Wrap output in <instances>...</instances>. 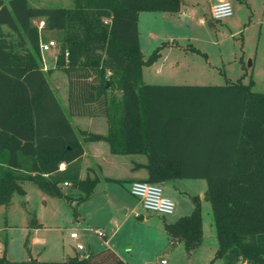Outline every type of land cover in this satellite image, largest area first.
Segmentation results:
<instances>
[{"label": "trees", "instance_id": "obj_1", "mask_svg": "<svg viewBox=\"0 0 264 264\" xmlns=\"http://www.w3.org/2000/svg\"><path fill=\"white\" fill-rule=\"evenodd\" d=\"M180 8L181 0H73L71 7L0 0V205L7 206L14 192L23 194L21 182L28 180L66 201L76 217L98 181L95 174L80 177L82 142L102 140L113 154H144L145 181L205 179L217 240L214 258L264 264V92L252 90L251 82L142 80L143 67L157 61L169 43L162 41L144 57L139 13ZM35 18H42V30L57 33L56 57L46 70ZM52 70L67 77L66 110L48 81ZM69 116H104L107 132L75 130ZM193 200L190 214L165 223L169 242H182L187 251L202 237L199 199ZM41 225L31 217L29 227ZM1 242L0 264H128L110 248L61 261L10 260L6 238Z\"/></svg>", "mask_w": 264, "mask_h": 264}, {"label": "rangeland", "instance_id": "obj_2", "mask_svg": "<svg viewBox=\"0 0 264 264\" xmlns=\"http://www.w3.org/2000/svg\"><path fill=\"white\" fill-rule=\"evenodd\" d=\"M27 1L31 6H73V0ZM229 1L232 14L221 20L211 18V0H183L180 8L183 14L140 12L139 48L144 57L162 41L170 45L162 49V57L143 67V82L215 85L251 82L252 90L264 92V0ZM32 22L39 29V44L56 40L57 33L42 30V18ZM53 53L54 50L47 51L45 56ZM40 65L44 70L49 68L43 59ZM54 71L47 75L50 85L64 88L65 73ZM106 169L115 177L127 175L122 168L115 170L106 166ZM101 185L109 190L111 206L85 200L79 204L78 215L74 217L71 206L63 199L45 195L28 180L21 182L25 192H14L7 206L0 205V240L6 238V256L10 260L32 257L44 261L82 256L89 250L104 248V238L95 233L99 229L106 233L107 239L114 240V249L130 264H162L161 260L164 264H225L222 258H214L217 240L211 204L204 197L205 179L183 178L159 183L163 196L174 204L173 213L164 216L144 210L123 180L105 181ZM195 196L199 199L202 237L197 247L187 251L182 242H169L165 223L190 214L195 208ZM33 216L42 223L41 227H29ZM71 232H76V239L70 237ZM77 244L83 248L78 250ZM2 247L0 241V250Z\"/></svg>", "mask_w": 264, "mask_h": 264}, {"label": "crops", "instance_id": "obj_3", "mask_svg": "<svg viewBox=\"0 0 264 264\" xmlns=\"http://www.w3.org/2000/svg\"><path fill=\"white\" fill-rule=\"evenodd\" d=\"M182 2L183 0H181V3ZM179 12L183 14V11L181 9ZM137 26H138V22H137ZM55 55H56V51L54 50L53 55L45 56V53H44V55L42 56L45 59L49 67H52V63H54V60H55V57H54ZM162 56L163 55L161 51V57ZM144 67H147V66H144ZM54 72H56V70ZM142 75H143V69H142ZM150 85H215V84L164 83V84H150ZM51 88L54 90L55 95L57 99L59 100L62 108L66 110L67 108V85L64 86V88H60V85H56L55 87L51 86ZM57 88L59 89L58 90L59 92L57 91ZM69 120L75 130H77L78 128H81V129H86L92 132H98L101 134H106L107 132V121L104 116H96V117L69 116ZM82 146H83V154L80 160V177L84 178L87 175V173L91 177H93L94 174L98 177V181L93 189V193L88 199H86V201H90V200L92 201L93 199L94 202L97 200L99 202H102L106 205L111 206L112 198L109 196L108 188L106 186L101 185L103 182L112 181V180L113 181L123 180L127 182L128 186H130V183L132 181L144 180L147 176L148 160L144 154H141V153L113 154L110 152L108 143L102 140L82 142ZM106 166H110L112 169H115V170H117V168H122L127 172V175L125 177H120V178L109 175L108 171H106L107 170ZM63 167H64V164L62 163L60 165V168H63ZM105 178H109V180ZM62 189L63 191L66 192L67 191L66 189L69 190V185H66V186L63 185ZM71 190L73 193H77V192L79 193L77 189H71ZM102 238H104L103 239L104 248L112 249L121 259L128 262V260L124 256H121L118 253V251L114 249V240H112V238L107 239L106 233H105V236ZM1 252H2V249L0 250V254ZM34 259L40 260L38 258H34ZM241 263L246 264L244 261L243 262L241 261ZM128 264L130 263L128 262Z\"/></svg>", "mask_w": 264, "mask_h": 264}, {"label": "built area", "instance_id": "obj_4", "mask_svg": "<svg viewBox=\"0 0 264 264\" xmlns=\"http://www.w3.org/2000/svg\"><path fill=\"white\" fill-rule=\"evenodd\" d=\"M210 16L214 20H221L231 16L232 7L229 0H211L210 3ZM40 52L44 54L47 51L55 50L57 51L58 45L55 39H48L39 44ZM67 52H65V57H67ZM56 57V55L54 56ZM43 61L45 59L43 58ZM63 185H69V183L64 182ZM129 193L138 198L142 204L144 210L152 214L158 215H168L173 213L174 204L168 198L163 196L162 188L159 187V183H152L145 180H135L130 183ZM95 233L104 237L105 233L99 229L95 230ZM70 237L73 239L77 238L76 232H71ZM76 248L78 250L82 249L81 244H77ZM161 263L164 264L165 261L161 260Z\"/></svg>", "mask_w": 264, "mask_h": 264}, {"label": "water", "instance_id": "obj_5", "mask_svg": "<svg viewBox=\"0 0 264 264\" xmlns=\"http://www.w3.org/2000/svg\"><path fill=\"white\" fill-rule=\"evenodd\" d=\"M243 262V261H242Z\"/></svg>", "mask_w": 264, "mask_h": 264}]
</instances>
